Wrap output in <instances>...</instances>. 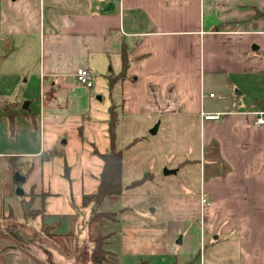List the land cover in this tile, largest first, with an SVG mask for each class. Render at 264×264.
Masks as SVG:
<instances>
[{
	"label": "crops",
	"instance_id": "obj_1",
	"mask_svg": "<svg viewBox=\"0 0 264 264\" xmlns=\"http://www.w3.org/2000/svg\"><path fill=\"white\" fill-rule=\"evenodd\" d=\"M39 16L37 65L24 71L20 96L6 100L26 124L16 156L20 204L41 209L33 220L57 222L56 234L80 208L89 217L82 198L96 190L100 154L112 149L114 101L122 183L138 179L130 155L146 133L194 127L183 149L199 158L183 165L199 166L198 192L162 195L163 221H175L180 243L210 251L199 264H264V124H255L264 111V0H39ZM124 58L125 77L110 90ZM80 67L91 87L76 81Z\"/></svg>",
	"mask_w": 264,
	"mask_h": 264
},
{
	"label": "rangeland",
	"instance_id": "obj_2",
	"mask_svg": "<svg viewBox=\"0 0 264 264\" xmlns=\"http://www.w3.org/2000/svg\"><path fill=\"white\" fill-rule=\"evenodd\" d=\"M39 21V0H0V196L9 195L0 198V255L6 258V264H85L92 247L89 236L97 233L109 235L108 261L104 264H176L183 257L187 259L186 264H199L203 258L208 259L210 251H204V245L200 249L195 239L191 246L180 243V235L171 234L176 229L175 221L168 225L159 211L164 194L198 192L199 166L183 165L185 158H199L193 150L188 154L183 149L184 137L191 132L194 138V127L187 126L186 134L177 128H172L167 135L146 133L145 142L132 146L133 178L143 176L138 185L128 187L132 181L123 184L121 194L107 196L100 205L101 210L117 211L118 220L103 219L89 227L86 225L88 210L80 208L82 213L48 238L40 228L47 223V218L41 222V219L25 221L22 218V195L14 193L16 187L9 177L7 157L21 150L26 124L15 115L13 108L11 123L10 109L4 108V102L11 100L15 93L18 95L26 68L37 65ZM22 32L30 33L29 41L20 36ZM25 58L31 61L27 65ZM22 105L19 104V109H23ZM131 142H136V138ZM165 170L172 172L165 173ZM152 208L156 210L150 211ZM9 210L12 216H7ZM218 253L225 258L228 255L224 249Z\"/></svg>",
	"mask_w": 264,
	"mask_h": 264
},
{
	"label": "trees",
	"instance_id": "obj_3",
	"mask_svg": "<svg viewBox=\"0 0 264 264\" xmlns=\"http://www.w3.org/2000/svg\"><path fill=\"white\" fill-rule=\"evenodd\" d=\"M127 66L126 58H124L122 71L119 74H113L108 76V86L110 90L113 89L114 85L125 77V70ZM16 103H9L4 102V108L7 107L10 109L8 115H10V121L13 123L12 118V108L15 106ZM118 124V113H117V104L112 101L109 106V120H108V132L110 136V140L112 141V149L107 152L100 154V157L103 161L102 170L99 177V183L96 190L93 193L85 194L82 198V204L85 207H90V215L86 221V225L91 227L94 223L101 222L103 219H110L115 221L117 218V211H104L100 209V205L102 204L103 200L109 195H116L121 194L123 191V183H122V171H123V151L121 149H115L113 147L115 141V131L116 126ZM129 143V145H131ZM7 170L9 171V177L14 183V187L16 183L15 180V172L18 171L22 173L19 163L17 161L18 156L11 155L7 157ZM24 175L27 174L23 172ZM138 181L140 179L132 181L128 187H133L138 185ZM127 187V186H126ZM125 187V188H126ZM15 190V189H14ZM15 193V191H14ZM6 195V194H5ZM31 201H21V205L23 208V217L26 219H34L37 215L40 214L41 209H35L31 207ZM58 223H50V224H42L41 230L45 233L46 237L52 238L54 237L55 233L52 232L57 227ZM109 235H102L100 233L92 234L89 236L90 242L92 244L91 249L89 250L88 259L85 264H104V262L108 261V249L106 248L107 245V238Z\"/></svg>",
	"mask_w": 264,
	"mask_h": 264
},
{
	"label": "built area",
	"instance_id": "obj_4",
	"mask_svg": "<svg viewBox=\"0 0 264 264\" xmlns=\"http://www.w3.org/2000/svg\"><path fill=\"white\" fill-rule=\"evenodd\" d=\"M74 75H75L76 81L79 84H82L86 87L92 86V83H93L92 74L88 69L80 67V68L76 69ZM256 114H257V116H256L255 124L256 125L264 124V111L256 112ZM203 116L206 119H211V118L217 117V115H211V114H203Z\"/></svg>",
	"mask_w": 264,
	"mask_h": 264
},
{
	"label": "water",
	"instance_id": "obj_5",
	"mask_svg": "<svg viewBox=\"0 0 264 264\" xmlns=\"http://www.w3.org/2000/svg\"><path fill=\"white\" fill-rule=\"evenodd\" d=\"M157 126H158V123H156L153 127V129H151V133H154L157 129ZM165 173H169V172H172L171 170H165L164 171ZM25 177L23 175L20 176V173L18 171L15 172V180L17 182H22L24 181ZM15 193L16 194H19V195H22L24 193V191L21 189L20 185H17L16 186V189H15Z\"/></svg>",
	"mask_w": 264,
	"mask_h": 264
},
{
	"label": "flooded vegetation",
	"instance_id": "obj_6",
	"mask_svg": "<svg viewBox=\"0 0 264 264\" xmlns=\"http://www.w3.org/2000/svg\"><path fill=\"white\" fill-rule=\"evenodd\" d=\"M22 184H23V181L22 182H18V183H16L15 187L17 185H20V187H21ZM2 197H4V196L1 194L0 198H2ZM0 260H2V262H3L2 264H6V258L4 256L0 255Z\"/></svg>",
	"mask_w": 264,
	"mask_h": 264
}]
</instances>
